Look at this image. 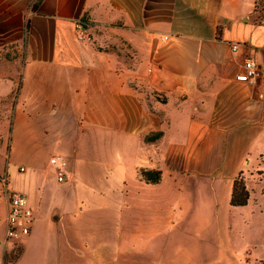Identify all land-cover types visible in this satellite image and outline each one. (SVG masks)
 I'll list each match as a JSON object with an SVG mask.
<instances>
[{"label":"crops","instance_id":"crops-1","mask_svg":"<svg viewBox=\"0 0 264 264\" xmlns=\"http://www.w3.org/2000/svg\"><path fill=\"white\" fill-rule=\"evenodd\" d=\"M262 8L0 0V264H78L82 218L68 205L103 188L117 192L120 215L131 202L136 214L183 220L188 264L228 259L235 182L264 168ZM78 22L95 43L80 42ZM246 60L260 68L254 85L236 81ZM57 156L68 163L63 183ZM142 170L160 181H143ZM11 192L35 217L19 242L7 238Z\"/></svg>","mask_w":264,"mask_h":264},{"label":"rangeland","instance_id":"rangeland-1","mask_svg":"<svg viewBox=\"0 0 264 264\" xmlns=\"http://www.w3.org/2000/svg\"><path fill=\"white\" fill-rule=\"evenodd\" d=\"M259 17L264 18V8ZM142 171V180L147 181ZM238 181L246 186L251 201L246 207H238L232 213V252L221 264H264V168L257 170L254 167L251 174L238 178ZM128 187L133 196L140 191L136 182ZM114 190L103 188L101 195L91 199L85 191L82 193L84 197L80 196L77 203L68 205L72 214L82 218L79 224L84 237L79 246L78 264L192 263L186 260V253L182 252L183 229L188 226L184 225L183 220L168 219L162 215L153 219L154 216L148 212L136 214L131 202L127 203L125 214L122 212L120 215L122 205L118 203ZM111 192L115 193L111 195ZM151 228L173 232L170 236L152 238L149 235ZM87 233L89 236H85ZM20 254L21 249L18 248L15 257ZM191 254L188 253V258Z\"/></svg>","mask_w":264,"mask_h":264},{"label":"built area","instance_id":"built-area-1","mask_svg":"<svg viewBox=\"0 0 264 264\" xmlns=\"http://www.w3.org/2000/svg\"><path fill=\"white\" fill-rule=\"evenodd\" d=\"M78 38L82 43H95L94 36L90 34L89 27L78 22L76 25ZM234 51L238 46L233 47ZM261 72L258 64L253 60H246L243 64V70L236 75V81L254 85L260 79ZM51 165L56 169L58 181L63 183L66 179L68 163L65 158L57 156L51 159ZM35 217L28 199L21 193H8V217H7V238L10 241L19 242L31 234L34 226Z\"/></svg>","mask_w":264,"mask_h":264},{"label":"trees","instance_id":"trees-1","mask_svg":"<svg viewBox=\"0 0 264 264\" xmlns=\"http://www.w3.org/2000/svg\"><path fill=\"white\" fill-rule=\"evenodd\" d=\"M262 5L264 8V0H262ZM142 175L150 183H158L161 179V173L159 171H142ZM249 199H250L249 191L247 190L246 186L242 182L239 183L237 179L235 182L233 198L231 201L232 206L245 207L248 205Z\"/></svg>","mask_w":264,"mask_h":264}]
</instances>
